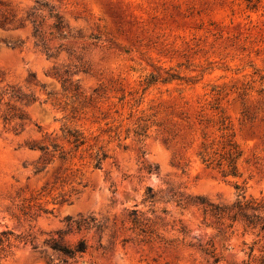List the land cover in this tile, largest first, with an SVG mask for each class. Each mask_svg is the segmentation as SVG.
Segmentation results:
<instances>
[{
	"label": "rangeland",
	"instance_id": "obj_1",
	"mask_svg": "<svg viewBox=\"0 0 264 264\" xmlns=\"http://www.w3.org/2000/svg\"><path fill=\"white\" fill-rule=\"evenodd\" d=\"M39 3L66 25L39 12L52 57L17 28ZM216 102L237 178L197 157ZM195 198L264 200V0H0V233L26 240L0 264H213L210 244L218 264H258L264 238L236 224L222 242ZM49 239L87 249L70 259Z\"/></svg>",
	"mask_w": 264,
	"mask_h": 264
},
{
	"label": "trees",
	"instance_id": "obj_2",
	"mask_svg": "<svg viewBox=\"0 0 264 264\" xmlns=\"http://www.w3.org/2000/svg\"><path fill=\"white\" fill-rule=\"evenodd\" d=\"M46 9L48 12L47 19L51 20L49 29L56 30L59 35H62L66 31V25L63 23L62 18L58 12L53 8H49L45 3H39L37 7L33 8L28 13L24 21H20L17 28H24L25 23L28 22L31 27V37L33 38V44L47 56L52 57L55 55L54 51L47 45L45 32L42 30L44 19L39 17V12ZM52 32H49L51 34ZM154 80L148 81V84L153 83ZM214 115L213 119L209 120L207 124H210L213 132L204 133L203 141L200 144L197 157L200 164L208 170L218 172L223 178L239 177L238 161L242 155V152L238 144L234 140V136L231 130V126L227 116L219 105L214 103L213 106ZM206 126L205 128H207ZM69 133V132H68ZM218 133V134H217ZM71 144L75 150H78L83 144L84 139L78 133H69V138L66 141ZM38 149L41 153H46L48 147L45 146H29L30 149ZM55 148V146H53ZM56 149L53 150L55 152ZM54 153L52 154V156ZM60 159H63L62 152L59 155ZM101 159L97 160L96 167L100 165ZM37 164H40L38 162ZM34 172H40L44 169L43 165H35ZM234 189L239 193L237 196L243 194V188L239 185H234ZM147 198L153 200L154 194L151 189L147 191ZM195 202L190 204L184 200L186 205H195L202 212L205 228H212L215 230L214 236L220 237L222 242L229 238L227 231L231 230L234 225L240 224L244 230L255 231L256 236H262L264 238V200H248V201H235L229 206H216L206 202L204 199L195 198ZM177 204L182 203V199L176 200ZM207 218L214 219L216 226L206 221ZM224 221L229 223L224 227ZM133 228L139 229L142 233H146V230L141 227V222L137 217L131 219ZM217 226H221L220 228ZM232 233V231L230 232ZM26 244V240L19 236H13L10 232L0 233V255L7 254L9 250L18 243ZM45 243L53 251L62 254L65 257L74 259L76 256H80L86 252L87 246L84 241H79L73 247L59 246L54 239H49ZM35 249V246H32ZM200 251L205 255L213 259V264H218L219 258L215 256V248L213 244L209 246L199 245ZM253 252V248H250V254ZM258 264H264V252L259 259Z\"/></svg>",
	"mask_w": 264,
	"mask_h": 264
}]
</instances>
